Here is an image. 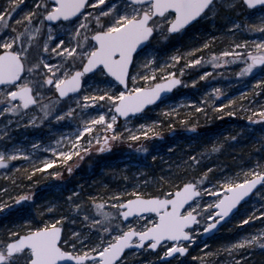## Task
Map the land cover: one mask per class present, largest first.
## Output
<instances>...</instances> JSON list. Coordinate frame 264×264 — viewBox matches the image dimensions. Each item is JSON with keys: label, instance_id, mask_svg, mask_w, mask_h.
<instances>
[{"label": "rangeland", "instance_id": "obj_1", "mask_svg": "<svg viewBox=\"0 0 264 264\" xmlns=\"http://www.w3.org/2000/svg\"><path fill=\"white\" fill-rule=\"evenodd\" d=\"M88 2L78 18L49 25L44 18L56 8L49 0H0V52L12 51L22 59L21 84L31 88L36 100L23 108L8 100L10 88H0V161L7 165L0 169V253L20 229L23 234L60 226L64 251L76 256L100 254L124 232H145L156 224L152 215L122 223L118 207L123 202L148 197L166 180L196 176L204 169L201 177L191 181L201 191L200 197L185 210L199 221L189 230L192 241L185 246L195 255L186 264H205L210 257L218 264H242L253 252L263 258L264 185L214 238L205 242L200 238L218 201L213 195L264 174V122L260 120L264 66L251 65L255 57L264 59V7L250 11L242 0H214L199 22L176 36L167 34L173 20L167 13L151 22L154 36L137 55L126 92L98 70L85 77L81 92L60 100L54 86L79 70L94 52L90 37L114 32L151 11L148 5L134 7L126 0ZM170 77L181 79V86L165 103L138 117H116L113 108L123 95ZM47 79L54 83L47 85ZM226 108L236 114L227 115L224 122L206 123L192 137L184 135L191 130L187 127L162 134L157 130L161 119L205 110L214 114ZM248 148L254 153L244 159L240 152ZM220 154L230 157L232 164H224ZM22 161L39 162L44 177L49 175L46 171L70 162L79 168V175L75 183H47L46 189L30 193L31 200L23 196L15 220L5 223L11 191L7 186L25 166ZM171 193L162 190L158 196ZM170 247L164 244L155 255L147 248L127 252L117 264H159ZM30 258L28 250L7 257L4 264H28Z\"/></svg>", "mask_w": 264, "mask_h": 264}, {"label": "water", "instance_id": "obj_2", "mask_svg": "<svg viewBox=\"0 0 264 264\" xmlns=\"http://www.w3.org/2000/svg\"><path fill=\"white\" fill-rule=\"evenodd\" d=\"M56 5V8L45 16L46 24H55L60 21H71L79 17L89 0H49ZM128 2L140 5L152 2L153 12L151 15L143 14L135 20H129L123 26L115 29L114 32L96 33L91 41L96 44L95 51L84 62L81 69L75 71L69 78L65 79L56 88L57 97L64 100L66 97L78 94L82 89V82L85 75L94 74L102 69L118 83L123 91L128 89V78L133 66L134 57L137 52L144 49L153 35L154 31L150 22L162 17L167 12H172L173 21L168 25V33L177 35L182 30L189 28L205 13L213 0H127ZM247 9L264 7V0H242ZM253 66L262 67L264 60L255 58ZM24 65L15 53L4 51L0 53V87L16 85L21 81L24 73ZM52 80H47L51 85ZM181 85L176 77H170L155 83L152 87L142 88L138 91L124 95L114 106L113 111L117 118L125 120L129 117L139 116L142 112L160 103V100L171 95ZM9 100H19L25 108L33 106L35 100L28 87L14 92ZM194 131H187L192 134ZM107 139L103 144L108 142ZM102 147V146H101ZM99 148L97 151L99 152ZM4 163H0L3 166ZM264 184V174L250 178L239 185L228 187L222 194H214L213 197H220L212 206L213 214L208 218V224L203 230L201 242L208 240L220 229L230 222L231 218L239 211L240 205L250 200ZM200 197V190L192 182L186 183L176 189L168 198H145L133 197L119 206L122 223H127L136 217L146 215L156 216V224L145 230L137 232L129 230L124 232L109 248H105L100 254L75 256L62 250L60 247L62 227H51L40 229L36 232L20 235L5 247L6 255L0 254V264L6 256H12L18 251H31L29 264H87L98 260V264H116L126 252L142 250L146 245L152 252L165 243L174 245L167 252V256L160 259V262H168L178 255L186 256L187 249L181 244L191 241V232L198 224L197 216L193 213H185L188 206L192 205Z\"/></svg>", "mask_w": 264, "mask_h": 264}, {"label": "trees", "instance_id": "obj_3", "mask_svg": "<svg viewBox=\"0 0 264 264\" xmlns=\"http://www.w3.org/2000/svg\"><path fill=\"white\" fill-rule=\"evenodd\" d=\"M232 110H229V108H226L225 110L221 111V112H217L214 114H210L208 111H204V112H199V113H191V114H183L179 115L177 117V119H167V120H163L161 119L159 127L157 128L158 132L160 134L162 133H166L169 130H176V131H180V129L184 128H188V129H194L196 128L198 130V132H202L204 130V125H206V123H211V124H215V123H219V122H224L225 118L227 117V115L230 114H236L235 112H230ZM238 114V117L242 116V112L236 111ZM247 114H244V121H246L245 118H247ZM250 148H248L249 150ZM246 150V151H248ZM244 151V149H242V151L240 152L241 157L247 158V156L249 155H253L254 152L251 151L250 154H247V152ZM221 156V160L224 162V164L226 165H230L232 164V161L230 159V157L220 154ZM201 171L197 172L196 176H192V175H188L186 177L182 176V175H177L175 176V178H173V180H166V183H164V187L159 185L157 186V188L155 187L153 190H150V192L152 193V195L150 194L148 197H159V193L162 190H168L170 192H174L175 189L179 188L180 186H182L183 184H186V182H191L194 181L196 179V177H201L202 176V171L204 169H200ZM16 177V181L18 179V181H20V179L22 178L21 175V171L19 170L15 175ZM165 181V180H164ZM7 187H11V191L9 192V194L7 195L9 201L6 204L5 210H4V222H12L14 221V217H16V215L20 212L21 207L18 206V200L19 198H23V196H25L28 192L32 193V192H36V190L39 189V187L34 188H22L20 185H8ZM148 190V192H149ZM147 197V196H144ZM160 197H163V195ZM18 206V207H17ZM29 210V209H27ZM26 210V211H27ZM23 229H20L18 231V233H22ZM2 241L5 242V240L3 238H1ZM260 256V255H259ZM259 256H257L255 254V252H253V254L251 256H248L246 258H244L242 261V264H264V254H263V258H260ZM201 259V258H200ZM204 260V259H203ZM200 261V260H198ZM219 260H213V258H206L205 259V264H218Z\"/></svg>", "mask_w": 264, "mask_h": 264}, {"label": "flooded vegetation", "instance_id": "obj_4", "mask_svg": "<svg viewBox=\"0 0 264 264\" xmlns=\"http://www.w3.org/2000/svg\"><path fill=\"white\" fill-rule=\"evenodd\" d=\"M146 5L150 6V10H153L152 9V5H153L152 3L146 4ZM22 78H21V82L23 80ZM50 80H52V79H50ZM21 82L16 86H5L4 88H10V90L12 91L11 93H13V92H16L19 89H21V87H24V86L29 87L27 85H22ZM52 83H54L53 80H52ZM168 98H171V97L164 98L161 103H165ZM17 102L21 103L20 101H17ZM260 120L264 122V117L260 118ZM39 155H42V154H39ZM26 162L27 161H22L21 164H25ZM58 162H60L59 159H58ZM0 163H4L3 166H0V169L7 167L5 161H3V162L0 161ZM41 168H42V165L39 162L35 163L34 165L25 164V166L22 167L20 170L21 175H22V178L20 179V181H18V179H17V181H15L14 183H9L8 185H15V186L20 185L24 189H26V188H34L35 189L36 187L42 188V187L47 186L48 184L57 186V184L61 183V182L65 183V184L70 183V182L75 183L77 181V176L79 175V173H78L79 168L76 170V166L74 164H70V162H67L66 166H59L57 168L56 167L52 168L50 171H46V173L49 175L51 172V174H53L52 177H50L49 175H46V177H44V175H43L44 172L41 173V171H40ZM35 193L32 192L31 194H35ZM31 194L28 192L26 194V196H29V198L32 199ZM34 231H38V230H34ZM34 231H28V232H34ZM185 247L187 249V255L186 256L178 255L176 258L168 261V263L159 262V264H180V263L186 264V263H188L190 261V259H192L194 257L195 254L193 253V250L190 249V247H188V246H185ZM21 252L22 251H18L17 253H15L14 256L18 255ZM166 253H167V251L164 253V255H161L160 258L165 256ZM0 254H2V253H0ZM155 254H157V252L154 253V255Z\"/></svg>", "mask_w": 264, "mask_h": 264}]
</instances>
